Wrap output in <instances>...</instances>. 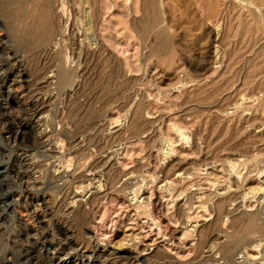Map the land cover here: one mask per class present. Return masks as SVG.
<instances>
[{
    "label": "rangeland",
    "instance_id": "obj_1",
    "mask_svg": "<svg viewBox=\"0 0 264 264\" xmlns=\"http://www.w3.org/2000/svg\"><path fill=\"white\" fill-rule=\"evenodd\" d=\"M151 1L0 0V264H264L263 6Z\"/></svg>",
    "mask_w": 264,
    "mask_h": 264
},
{
    "label": "bare ground",
    "instance_id": "obj_2",
    "mask_svg": "<svg viewBox=\"0 0 264 264\" xmlns=\"http://www.w3.org/2000/svg\"><path fill=\"white\" fill-rule=\"evenodd\" d=\"M27 1V0H26ZM147 1V0H146ZM149 1V0H148ZM153 1V0H152ZM151 1V2H152ZM224 1V0H223ZM228 1V0H227ZM221 2V1H220ZM241 2H243V1H241ZM257 2H258V5L259 6H263L261 9H259V12L261 13V11L264 13V0H257ZM12 3V2H11ZM35 3V2H34ZM40 3V2H39ZM42 3H44V2H42ZM244 3V2H243ZM30 4V3H29ZM33 4V3H32ZM146 4H147V2H146ZM151 4V3H150ZM226 4V3H225ZM11 5V4H10ZM46 5V4H45ZM148 5V4H147ZM17 6V5H16ZM40 6H41V4H40ZM146 6V5H145ZM151 6V5H150ZM44 7V6H43ZM250 7V6H249ZM255 8V7H254ZM254 8H253V10H254ZM23 9V8H22ZM38 9V8H37ZM36 9V10H37ZM40 9V8H39ZM43 9V8H42ZM47 9V8H46ZM257 9V8H256ZM148 10V9H147ZM250 10H252V9H250ZM15 11V10H14ZM32 11H34V10H32ZM38 11V10H37ZM47 11V10H46ZM151 11V10H150ZM257 12H258V10H256ZM11 12V11H10ZM31 12V11H30ZM42 12V11H41ZM145 12H146V10H145ZM148 12V11H147ZM156 11H154V13H155ZM44 13V12H43ZM262 13V14H263ZM147 15H148V13H146ZM41 15V14H40ZM45 15V14H44ZM49 15V14H48ZM35 16V15H34ZM155 16V15H154ZM42 17H43V15H42ZM41 17V18H42ZM46 17H47V15H46ZM157 17V16H156ZM155 17V18H156ZM154 18V19H155ZM36 19V18H35ZM153 19V18H152ZM156 20H157V18H156ZM36 21V20H35ZM50 21V20H49ZM262 21H264V19H262ZM261 21V22H262ZM44 22V21H43ZM43 22H41V23H43ZM149 22V21H148ZM156 22V21H155ZM37 24V23H36ZM48 24V23H47ZM143 24V23H142ZM248 24V23H247ZM263 24H264V22H263ZM46 25V24H45ZM147 25V24H146ZM149 25V24H148ZM43 26V25H42ZM49 28V27H48ZM47 28V29H48ZM46 29V30H47ZM50 29V28H49ZM245 29V28H244ZM260 30V29H259ZM50 31V30H49ZM145 32V31H144ZM262 32V31H261ZM35 33V32H34ZM40 33V32H39ZM44 33V32H43ZM45 33H46V31H45ZM48 33H50L51 34V31L50 32H48ZM257 34H259V33H257ZM39 36V35H38ZM262 37V36H261ZM257 38V37H256ZM35 39V38H34ZM261 39V38H260ZM42 40H43V37H42ZM38 41V40H37ZM260 41V40H259ZM43 42H45L44 40H43ZM261 43V42H260ZM263 43V42H262ZM41 44V43H40ZM29 45V44H28ZM39 45V44H38ZM9 194V193H8ZM7 194V195H8ZM11 194V193H10ZM20 194V193H19ZM25 196V195H24ZM27 198V197H26ZM25 198V199H26ZM18 200V199H17ZM13 202L14 201H16V199L15 200H12ZM9 206H10V204H9ZM11 206H12V203H11ZM15 217H16V215H15ZM243 219L241 220V222H240V224L238 225L237 223V227H230L231 229H232V231H231V233L228 235V237H227V239L225 240V242H223V243H220L218 246L219 247H217L218 248V250H219V252H220V254H221V256L223 257V258H232V255L235 253V251L236 252H238V250L239 249H237V246H238V242L240 241L239 239H240V230H242V229H244V227H254V220H255V215L252 213V214H249L247 217L245 216V218L244 217H242ZM235 224V225H236ZM19 225H21L20 226V228H23L24 227V229H25V224H19ZM259 227L258 226H255V230L256 229H258ZM93 230V229H92ZM4 231V230H3ZM29 231V230H28ZM27 231V232H28ZM89 231V230H88ZM19 232V231H18ZM91 235H94L92 232H89ZM28 234H29V232H28ZM17 236H18V234H17ZM206 234L205 235H202V237H200V240H202L203 242L204 241H207V239H208V237L206 238ZM16 237V236H15ZM27 237V239H32L31 238V236H26ZM93 238V237H92ZM210 238V237H209ZM211 239V238H210ZM247 240V239H246ZM256 240V239H255ZM43 242H44V239H43ZM47 242V241H46ZM202 242V243H203ZM173 244V243H172ZM205 244V243H204ZM202 245V244H201ZM172 246H174V245H172ZM171 246V247H172ZM176 246V245H175ZM203 246V245H202ZM248 246V245H247ZM254 248H255V246H254ZM253 248V249H254ZM135 249V248H134ZM9 252V251H8ZM14 253V252H13ZM7 254V253H6ZM9 254H11V253H9ZM234 256V255H233ZM9 257H10V255H9ZM9 257H5V255H4V257H2L1 258V260H2V262H6L7 260H8V258ZM176 263V262H175ZM178 263V262H177ZM176 263V264H177Z\"/></svg>",
    "mask_w": 264,
    "mask_h": 264
}]
</instances>
